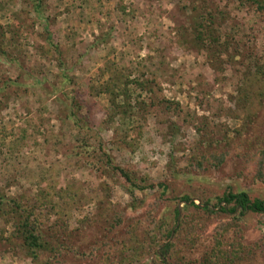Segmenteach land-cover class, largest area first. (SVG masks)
<instances>
[{"label": "rangeland", "instance_id": "374dc122", "mask_svg": "<svg viewBox=\"0 0 264 264\" xmlns=\"http://www.w3.org/2000/svg\"><path fill=\"white\" fill-rule=\"evenodd\" d=\"M43 3L35 11L26 0H0V43L10 44L8 53L15 47L20 53L13 61L0 55V187L35 205L34 220L48 243L59 244L67 230L72 246L61 256L45 253L35 261L2 224L0 264H154L155 253L172 241L181 244L189 264H202L212 251H231L237 243L233 263L225 264H264V217L239 209L223 213L216 200L228 189L264 200V182L255 174L264 151V74L254 66L256 59L264 66V12L243 0ZM207 10L224 11L234 37L222 56L229 62L215 69L192 42L189 24ZM250 49L252 55L245 56ZM112 64L142 69L157 96L129 133L131 147H117L116 122H106L108 99L92 90L110 80ZM101 69L106 70L98 81ZM63 72L74 82L57 80ZM74 94L88 113L82 135H91L92 148L100 145L114 163L152 187L130 196L118 175L98 177L91 166L96 158L78 152L80 133L65 118L68 102L62 98ZM210 140L222 142L207 148ZM221 151V164L210 159L197 166ZM181 195L190 200H179ZM223 224L231 226L227 233ZM161 225L177 230L167 238L158 234V245L149 247L144 230L156 233Z\"/></svg>", "mask_w": 264, "mask_h": 264}, {"label": "trees", "instance_id": "16d2710c", "mask_svg": "<svg viewBox=\"0 0 264 264\" xmlns=\"http://www.w3.org/2000/svg\"><path fill=\"white\" fill-rule=\"evenodd\" d=\"M27 4L33 8V10L37 11L38 9H42V4H44V0H26ZM249 4H252L256 10L264 12V0H243ZM120 8L124 11L125 9L120 5ZM197 10V9H195ZM198 17V16H197ZM228 15L222 10L219 11H211L207 10L204 14L199 15L198 18L192 19V23H189L192 26V31L194 35V40L192 41L197 48L205 51V57L208 65L212 68L222 67L226 61H222L223 54H227L230 48L234 44V37L228 30L230 27V21L228 19ZM193 24V25H192ZM234 26V25H232ZM2 28V27H1ZM4 32V31H3ZM7 32L13 33L16 32L14 30H8ZM46 30L44 31V33ZM241 35L243 34L242 31ZM2 35V33H1ZM4 35V33H3ZM2 35V36H3ZM50 33L46 34V39L48 43L51 40ZM237 45V44H236ZM10 44L5 45L0 43V55H7L9 60H18V56L20 55L19 50L15 47V53H8V48ZM236 51V55H240L239 45L234 48ZM252 49L247 52L249 55H252ZM43 54L50 58V49L43 50ZM114 67L112 77L110 80H104L103 83H98L97 85H92V90H94V95H100L101 93L105 94L108 99L107 108L104 109L105 114H107V123L112 124L114 121L113 134L114 138L119 141V146L121 144L127 145L131 147L134 141L129 140V133L133 131L135 126V122L138 123L139 119L145 118L149 113L151 108L154 107L156 101V94L151 85V80L145 79V74L142 69H135V67H130V69H123L125 67H118L113 65ZM255 68H257V72L260 75L264 74V66L262 61L259 59L255 60L254 63ZM106 69L99 70L98 81H101L104 76ZM111 70V69H110ZM222 70V69H217ZM130 74H135L133 79H129ZM55 77L59 78L60 81L65 82H74V79L68 73L63 72L60 75H55ZM71 83V84H72ZM131 85L129 87L128 85ZM64 96V95H63ZM62 100L67 101L68 110L65 118L69 122V125L73 130H76L80 133V145L78 148L79 153L85 152L86 154L92 155L93 158H96V162L92 164V168L96 171V174L102 176L103 174H108V171L114 175H118L120 178L124 180L126 183L127 192L130 196L134 195V190H144L146 188L152 187V184H145L147 178L137 176L134 170L123 167L114 163L112 157L108 155L100 145L98 149L95 147L92 148L91 144V135H82V131L84 130V122L86 123L87 116L83 113L84 106L80 99V94H74L71 97L69 95H65ZM170 108V107H169ZM173 110H177V107H173ZM177 112V111H176ZM140 126V125H139ZM203 130L198 129V133L201 134ZM117 142V141H116ZM222 142V140L215 142V140H210L207 143V148H211L217 143ZM118 144V143H117ZM203 145V144H202ZM92 148V149H91ZM226 152L221 151L219 153L213 154L211 153L210 158H206L205 156L199 161L198 165L201 167L204 163L208 162L210 159H214L216 165L221 164L224 161ZM261 156L258 161V169L256 170L257 178L264 182V151H261ZM98 155H101V158H98ZM107 167L108 170L105 168ZM133 174V175H132ZM138 179H137V177ZM125 186V185H124ZM163 189H166L167 186L163 185ZM179 200L187 203L190 200L188 195H181L178 198ZM217 203L222 204L220 207V211L227 214H234L237 209H239V214H243L245 211L255 212L264 217V200L259 198L251 199L246 191H236L226 190L221 196L216 197ZM207 204V203H205ZM194 208L199 209L198 205H195L194 202H191ZM203 210L208 211L206 206ZM34 211L35 205H31L29 203H23L19 198H16L11 195H7L3 192L0 187V226L2 224H6L10 227V236H13L21 241V249L24 251L27 256H29L32 260H39L40 256L42 257L45 253H54L56 256H61L62 251L70 248L71 238H69V233L67 230L62 232L60 239H57L59 244L52 246L51 243L47 242L45 239V235L42 228L34 220ZM178 209H174V219L178 217ZM118 217L117 215L112 216V220ZM234 217V216H233ZM151 219V213L149 215ZM230 224H223L221 226L222 233H227L230 230ZM165 230V232L163 231ZM175 230L163 229L162 225L158 228L156 233L148 232L144 230V242L149 241V247L151 245H158V234L160 236L169 237L172 232H176ZM136 235L137 232L133 231ZM187 236V235H186ZM137 239H139L137 234ZM176 242H169L163 244V248L160 251V254L155 253L156 260L154 264H189L190 259H186L185 250L181 248V244ZM184 245V243H182ZM236 246L237 248H234ZM234 250L231 251H223V250H215L212 251V254H209L205 257V262L202 264H225V261L230 263L234 261L237 251L240 248V244H232L231 245ZM213 246L211 249L213 250ZM229 261H228V260Z\"/></svg>", "mask_w": 264, "mask_h": 264}]
</instances>
